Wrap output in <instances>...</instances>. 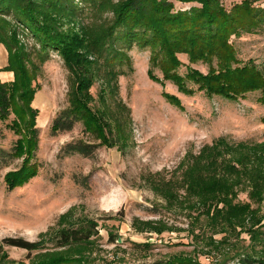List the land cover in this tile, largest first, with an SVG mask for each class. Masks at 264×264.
Here are the masks:
<instances>
[{
	"label": "rangeland",
	"instance_id": "374dc122",
	"mask_svg": "<svg viewBox=\"0 0 264 264\" xmlns=\"http://www.w3.org/2000/svg\"><path fill=\"white\" fill-rule=\"evenodd\" d=\"M122 1L97 0L81 21L66 12L49 16L58 20L60 33L88 48L94 75L90 106L104 115L109 108L116 111L110 93L116 88L113 94L130 111L128 117L126 111L116 114L125 119L124 149L103 146L89 158L63 154L68 143L90 139L82 123L71 132L52 134L53 121L70 106L75 78L57 53L47 62L33 53L30 58L40 69L32 102L38 113L35 161L40 167L13 188L7 176L23 168L26 156L9 167L0 165V241L22 238L42 242L45 250L4 247L0 264H238L245 254L264 258L263 92L229 100L201 90L188 74L192 69L208 74L211 64L193 63L181 53L177 72L183 91L168 78L171 73L165 77L151 63L150 49L138 47L129 53L125 74L120 67L111 69L115 86L110 90L105 81L110 68L93 50L100 49L106 23ZM243 1L221 3L231 11ZM191 6L175 2L177 10ZM255 6L264 7V0ZM5 29L0 34V81L9 84L15 81L16 66L28 73L33 68L19 63L5 39L23 44L27 52L32 46L13 38L12 26ZM230 44L241 64L251 61L264 69V26L232 36ZM14 119L0 121V143L7 150L19 139L9 127ZM254 216L258 224L252 228ZM68 230L87 240L59 248Z\"/></svg>",
	"mask_w": 264,
	"mask_h": 264
},
{
	"label": "trees",
	"instance_id": "16d2710c",
	"mask_svg": "<svg viewBox=\"0 0 264 264\" xmlns=\"http://www.w3.org/2000/svg\"><path fill=\"white\" fill-rule=\"evenodd\" d=\"M260 1L262 0H244L227 11L221 0H123L114 7L112 17L106 23L100 49L93 50L110 68V75L105 78L109 89L115 86L112 82L115 79L112 70L120 67L117 70L122 75L125 74L123 67L129 65V53L138 47L150 49L151 63L159 66L165 77L171 73L168 78L183 91L187 89L183 81L178 79L177 72L180 67L177 55L181 53L187 54L193 63L202 61L211 64L208 74L193 69L188 74V78L199 85V89L211 91L229 100L261 90V102L264 103V69L251 61L241 64L230 44L232 36L256 33L257 29L264 26V7L255 6ZM96 2L97 0H0V34L4 36L5 28L12 26L11 36L21 37L32 46L31 51L27 52L23 44H11L8 38L5 39L9 51L15 52L19 63L28 62L33 68L28 73L20 65L16 66L13 69L16 76L14 82L8 84L0 81V121H8L14 115L15 119L9 127L19 137L10 150L0 143V165L9 167L15 160L26 156L23 168L7 176L8 185L13 188L33 178L40 167L35 161L39 144V129L36 124L38 113L32 107L37 92L35 88L40 87L35 84L40 69L30 58L33 53L43 62L49 61L52 54L57 53L75 78L76 86L70 95V106L53 121L52 134L71 132L76 124L82 123L91 140L68 143L62 149L63 154H79L89 158L103 146L124 149L120 137L124 131L121 127L125 119L116 114L121 111L122 115L126 111L128 117L130 111L113 94L117 93L116 88L110 91L115 96L116 111L109 108L107 115H104L90 106L94 75L88 68V48L79 39L73 42L66 32L60 33L58 20L49 16L50 13L66 12L81 21L88 8ZM175 2L192 6L186 10H177ZM215 60L217 68L213 66ZM169 100L172 104L176 103L173 98ZM239 211L241 209L235 207V212ZM236 213L232 212V215ZM257 219L256 216L252 217V228L258 224ZM86 240L85 234L68 230L62 233L59 248ZM4 247L22 249L28 253L45 250L42 242L6 238L0 241V257L4 253ZM238 259V264H264V258L257 254H245ZM64 263L60 260L54 264Z\"/></svg>",
	"mask_w": 264,
	"mask_h": 264
}]
</instances>
